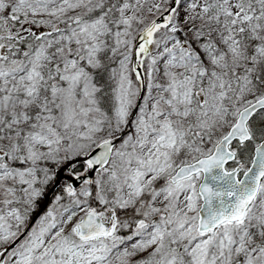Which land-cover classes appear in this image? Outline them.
Wrapping results in <instances>:
<instances>
[{
	"label": "snow or ice",
	"instance_id": "1",
	"mask_svg": "<svg viewBox=\"0 0 264 264\" xmlns=\"http://www.w3.org/2000/svg\"><path fill=\"white\" fill-rule=\"evenodd\" d=\"M0 264H264V0H0Z\"/></svg>",
	"mask_w": 264,
	"mask_h": 264
}]
</instances>
